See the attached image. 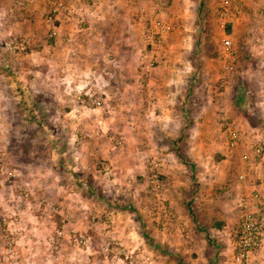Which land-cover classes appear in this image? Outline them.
Returning <instances> with one entry per match:
<instances>
[{"label": "rangeland", "instance_id": "obj_1", "mask_svg": "<svg viewBox=\"0 0 264 264\" xmlns=\"http://www.w3.org/2000/svg\"><path fill=\"white\" fill-rule=\"evenodd\" d=\"M66 1L85 21L50 41L49 0L0 1V264H236L239 199L264 223L262 3Z\"/></svg>", "mask_w": 264, "mask_h": 264}, {"label": "built area", "instance_id": "obj_2", "mask_svg": "<svg viewBox=\"0 0 264 264\" xmlns=\"http://www.w3.org/2000/svg\"><path fill=\"white\" fill-rule=\"evenodd\" d=\"M221 10L220 16L224 17L229 13L240 16L243 12V8L240 6H233V0H220ZM255 2L262 3V7H264V0H254ZM51 10L46 16V21L50 24V29L47 34L48 41L56 38L58 34V29L62 22H72L76 21L79 23H83L85 21L84 16L82 15L83 7L82 5H77L74 2L66 1V0H49ZM264 9V8H263ZM13 11V8H11ZM264 13V10L261 11ZM224 45L226 52L224 54L223 59V69L226 72H230L234 69L235 60L237 55L234 54L236 49H234L233 41L230 37H226L224 39ZM52 44L49 42L47 44V48L49 49ZM8 49L13 54H22L28 49V40L25 37H22L17 40H12L8 43ZM226 80H223L222 85L225 84ZM229 139L228 143L231 147H236L240 142V133L236 128L228 125L226 127ZM255 151L258 155L264 153V145L262 143L254 144ZM2 162L0 158V174H1ZM246 176L245 173L241 174L240 177L244 179ZM28 195V193L26 194ZM252 199L258 200L260 202V193L257 190H253L250 193ZM239 207L241 211V221L238 226V230L236 233V250L233 255L236 264H249L251 255L256 252L258 248L264 242V223L259 220L257 217V206H254L249 196H245L239 199ZM14 248L12 246H8L5 248L6 254L13 253Z\"/></svg>", "mask_w": 264, "mask_h": 264}, {"label": "crops", "instance_id": "obj_3", "mask_svg": "<svg viewBox=\"0 0 264 264\" xmlns=\"http://www.w3.org/2000/svg\"><path fill=\"white\" fill-rule=\"evenodd\" d=\"M0 1H5L7 2V0H0ZM27 2L28 5H32L33 8L32 10L29 9V7L27 8V11H30L29 13L27 12L28 15H38L39 13H42L43 11H45L46 9L44 8V4H45V0H25ZM102 0H100L101 2ZM26 12V11H25ZM92 21L95 20V17L91 16ZM178 113V112H177ZM208 118V117H207ZM206 118V119H207ZM205 120V119H204ZM205 124V122H204ZM85 160V158H84Z\"/></svg>", "mask_w": 264, "mask_h": 264}]
</instances>
